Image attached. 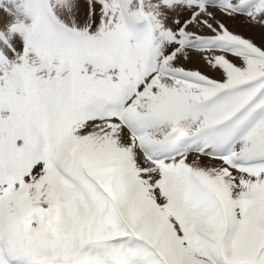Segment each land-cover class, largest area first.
Listing matches in <instances>:
<instances>
[{
	"label": "snow or ice",
	"instance_id": "obj_1",
	"mask_svg": "<svg viewBox=\"0 0 264 264\" xmlns=\"http://www.w3.org/2000/svg\"><path fill=\"white\" fill-rule=\"evenodd\" d=\"M0 264H264V0H0Z\"/></svg>",
	"mask_w": 264,
	"mask_h": 264
}]
</instances>
